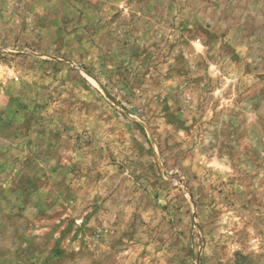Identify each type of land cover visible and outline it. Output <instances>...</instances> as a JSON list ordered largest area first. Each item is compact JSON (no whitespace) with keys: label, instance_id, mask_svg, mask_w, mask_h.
<instances>
[{"label":"rangeland","instance_id":"obj_1","mask_svg":"<svg viewBox=\"0 0 264 264\" xmlns=\"http://www.w3.org/2000/svg\"><path fill=\"white\" fill-rule=\"evenodd\" d=\"M0 264H264V0H0Z\"/></svg>","mask_w":264,"mask_h":264}]
</instances>
